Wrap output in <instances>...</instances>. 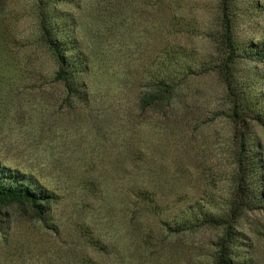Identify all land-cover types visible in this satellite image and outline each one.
I'll return each instance as SVG.
<instances>
[{
	"label": "rangeland",
	"instance_id": "rangeland-1",
	"mask_svg": "<svg viewBox=\"0 0 264 264\" xmlns=\"http://www.w3.org/2000/svg\"><path fill=\"white\" fill-rule=\"evenodd\" d=\"M5 3L0 163L58 196L43 217L29 204L2 208L0 264H210L220 229L172 227L210 196L225 206L234 188L226 84L217 71L192 74L183 100L167 112L142 111L137 97L165 50L189 64L219 57L225 6L239 43L264 39V0L61 4L90 62V99L81 106L63 99L52 78L56 62L36 45L33 0ZM237 64L259 96L264 61ZM235 225L239 248L264 264V210L245 212Z\"/></svg>",
	"mask_w": 264,
	"mask_h": 264
},
{
	"label": "trees",
	"instance_id": "trees-1",
	"mask_svg": "<svg viewBox=\"0 0 264 264\" xmlns=\"http://www.w3.org/2000/svg\"><path fill=\"white\" fill-rule=\"evenodd\" d=\"M64 3L76 4L77 0H33L37 19L35 41L56 62L52 78L61 85L63 99L70 106L77 103L81 106L90 99L87 82L90 62L74 35L76 23L71 24L73 18L60 9V5ZM230 12L229 5L225 6V29L220 38L222 48L218 52L219 57L194 60V64H189L182 63L172 50H165V55L141 81L143 89L137 97V108L162 112L177 108L185 95L190 75L196 76L209 71L220 74L226 84L229 117L234 125V188L225 206L218 207L214 204L216 201L213 202L214 197L210 196L208 207L203 203L191 206L172 228L174 231L205 227L220 229L210 264H259L239 248L244 241L241 239L242 233L236 229L235 221L247 211L264 210V143L257 130L260 128L264 133V89L262 88L259 96H253L251 86L256 80L241 78L238 75L237 61L240 57H245L263 62L264 39H251L245 45L239 43L231 26ZM10 17L9 4L5 3L0 6L3 29L11 27ZM73 41L77 51H71ZM3 49L0 45L1 56ZM57 196L32 175L0 163V212L4 206L13 203L29 204L39 217H43L51 204L57 201Z\"/></svg>",
	"mask_w": 264,
	"mask_h": 264
}]
</instances>
